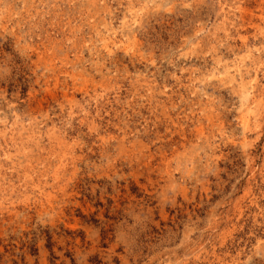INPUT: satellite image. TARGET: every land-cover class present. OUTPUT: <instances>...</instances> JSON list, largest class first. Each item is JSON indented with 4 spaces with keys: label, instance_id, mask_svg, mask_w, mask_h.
<instances>
[{
    "label": "rangeland",
    "instance_id": "obj_1",
    "mask_svg": "<svg viewBox=\"0 0 264 264\" xmlns=\"http://www.w3.org/2000/svg\"><path fill=\"white\" fill-rule=\"evenodd\" d=\"M0 264H264V0H0Z\"/></svg>",
    "mask_w": 264,
    "mask_h": 264
}]
</instances>
